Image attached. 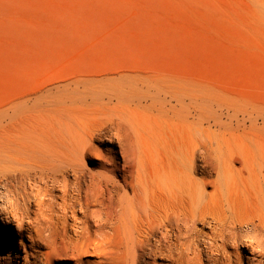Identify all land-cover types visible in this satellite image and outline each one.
Returning a JSON list of instances; mask_svg holds the SVG:
<instances>
[{"label": "bare ground", "instance_id": "6f19581e", "mask_svg": "<svg viewBox=\"0 0 264 264\" xmlns=\"http://www.w3.org/2000/svg\"><path fill=\"white\" fill-rule=\"evenodd\" d=\"M76 84L39 125L0 120V264H264V154L249 149L264 109L225 115L149 77ZM142 110L191 141L154 144L127 115Z\"/></svg>", "mask_w": 264, "mask_h": 264}, {"label": "rangeland", "instance_id": "374dc122", "mask_svg": "<svg viewBox=\"0 0 264 264\" xmlns=\"http://www.w3.org/2000/svg\"><path fill=\"white\" fill-rule=\"evenodd\" d=\"M120 76L173 84L225 115L264 109V0H0L1 121L39 125L53 93ZM127 115L156 145L191 141L156 110ZM263 124L249 131L262 155Z\"/></svg>", "mask_w": 264, "mask_h": 264}]
</instances>
